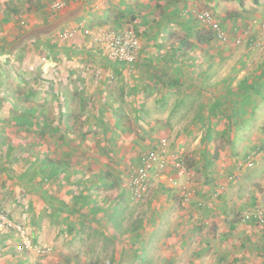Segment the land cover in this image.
<instances>
[{
  "label": "rangeland",
  "instance_id": "rangeland-1",
  "mask_svg": "<svg viewBox=\"0 0 264 264\" xmlns=\"http://www.w3.org/2000/svg\"><path fill=\"white\" fill-rule=\"evenodd\" d=\"M78 6L77 19L23 40ZM99 28L132 29L138 60L110 62ZM261 58L264 0H0V208L14 224L0 228V264H208L240 241L228 229L262 241L252 212L264 213V152L243 161L264 145L251 73ZM149 152L164 164L138 197L131 180Z\"/></svg>",
  "mask_w": 264,
  "mask_h": 264
},
{
  "label": "built area",
  "instance_id": "built-area-1",
  "mask_svg": "<svg viewBox=\"0 0 264 264\" xmlns=\"http://www.w3.org/2000/svg\"><path fill=\"white\" fill-rule=\"evenodd\" d=\"M52 9H61L68 5L72 0H47ZM194 16L205 23L212 31L214 36L220 40L228 38L226 32L222 29L217 20L208 11H196ZM93 39L101 45L105 57L113 63L121 65H133L140 55V44L132 29H124L122 31L104 30L99 28ZM239 38L237 39V41ZM264 152V145L252 149L243 160L245 164H251L261 153ZM154 152H149L142 161V164L136 169L135 175L131 180V191L134 195L140 197L146 190L147 173L153 165L157 164L160 168L164 161ZM175 167L179 175L183 174L184 168L181 162L177 161ZM185 199H189V192H184ZM255 222L264 235V213L260 211L252 212ZM14 227L12 221L7 217L5 212L0 208V228L8 229Z\"/></svg>",
  "mask_w": 264,
  "mask_h": 264
},
{
  "label": "crops",
  "instance_id": "crops-1",
  "mask_svg": "<svg viewBox=\"0 0 264 264\" xmlns=\"http://www.w3.org/2000/svg\"><path fill=\"white\" fill-rule=\"evenodd\" d=\"M75 1L76 0H72L71 2H69L68 5H67V7L70 8ZM80 9L81 8H79V6H78V8L72 7V9H69L65 13V14L72 13V15H73L72 20L68 21V23H70L71 21L77 19V16H79V14H80V12H79ZM66 24H67V22H66ZM66 24L63 23V25H66ZM253 37H255V36H253ZM258 37H260V36H258ZM248 41H250V40H248ZM255 41H256V39H255ZM255 41L253 43H255ZM244 59H245V57H244ZM246 60H248V62H249V58L246 59ZM262 62H263V59L261 58L260 66L259 65H256L257 67L259 66V68H257V70H252V72H251V73H253V74L256 75L255 82L253 83L252 86L255 87V88H257V89L258 88H260V89L261 88H264V63H262ZM214 65H215L214 63L211 64V65L209 64L210 67H208V69H207L208 71H201L200 70V71L195 72L194 73L195 78L199 77L202 80L203 79V75H205V72L209 73L210 76H211L213 74L211 69H212V67H214ZM244 72L247 73L248 71L245 70L244 68L241 69L240 70V76H244L243 75ZM261 75H263V78L260 81H258L257 79ZM209 79L211 80V78H209ZM244 79H246V77H243V80ZM201 80H199V81H201ZM196 87L198 89H201V88L203 89L204 88L201 84H199ZM235 90H236V88H235ZM239 96H240L239 94H234L230 98H227V101L230 102L231 105L233 103L240 104V102L238 100H240L243 95L240 96V97ZM258 231L261 234V236L263 237V240L262 241L260 239H255V238L251 237L250 236L251 234L248 235V234L243 233L241 231L240 232L235 231L234 229H228L227 232L226 231L223 232V234L226 235V236L229 235V233H231V235L232 234L233 235H236L237 238H240V241L239 242H235L234 241V243H231L230 245H227L226 247L221 248L219 250L220 252L217 251L216 252L217 259L224 260V258L225 259L230 258L231 260L228 259L226 261L224 260L223 262L228 263V264H233V258L231 257V255L232 254L233 255H236V253H238V255H240V260H239V262H237L238 264H264V235L260 232V230H258ZM182 236L184 237V234ZM197 242H198V247L200 246L198 249H200L201 246H202V250H200L199 252L197 250H195V253L194 254L196 256L199 255L200 252L202 253V251L205 249V246H207L206 244H204L202 242V239H197ZM179 244L180 245H184V242L182 241ZM204 251H206V250H204ZM254 252H257V253H259L260 255L263 256L260 261L259 260H254L253 258H248L247 257V255L251 256L252 253H254ZM249 253H251V255ZM217 259L210 258L209 261H208V264H216ZM173 260H174V257L172 255L171 256L170 255L167 256V262L171 263V261H173ZM197 260H199V259H197ZM190 261H191V263H190ZM190 261H188L187 263L188 264H199V262H200V261H196V263H195V260H193V259H191ZM187 263H185V264H187ZM203 263L206 264L205 262H203Z\"/></svg>",
  "mask_w": 264,
  "mask_h": 264
},
{
  "label": "trees",
  "instance_id": "trees-1",
  "mask_svg": "<svg viewBox=\"0 0 264 264\" xmlns=\"http://www.w3.org/2000/svg\"><path fill=\"white\" fill-rule=\"evenodd\" d=\"M253 2L257 3L258 0H253ZM72 18H73L72 13L58 15L51 21H48L44 24L33 27L28 33L24 35L23 40L28 39L30 37H37V38L45 37L53 33L54 31H56L57 29H59L63 25V23H66L72 20ZM23 40L19 41V43H21ZM259 78L262 79L263 75H261ZM137 242H140V239H137Z\"/></svg>",
  "mask_w": 264,
  "mask_h": 264
}]
</instances>
